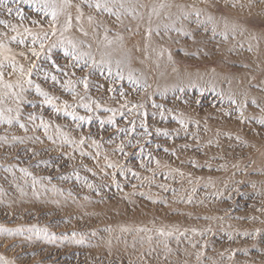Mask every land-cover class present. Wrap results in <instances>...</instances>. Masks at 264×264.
<instances>
[{
    "label": "rangeland",
    "instance_id": "rangeland-1",
    "mask_svg": "<svg viewBox=\"0 0 264 264\" xmlns=\"http://www.w3.org/2000/svg\"><path fill=\"white\" fill-rule=\"evenodd\" d=\"M0 264H264V0H0Z\"/></svg>",
    "mask_w": 264,
    "mask_h": 264
}]
</instances>
